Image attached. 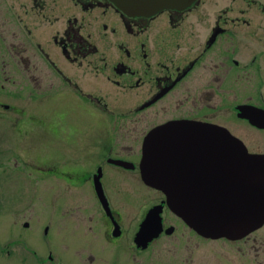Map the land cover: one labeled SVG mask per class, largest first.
<instances>
[{
    "label": "flooded vegetation",
    "instance_id": "obj_1",
    "mask_svg": "<svg viewBox=\"0 0 264 264\" xmlns=\"http://www.w3.org/2000/svg\"><path fill=\"white\" fill-rule=\"evenodd\" d=\"M169 126L199 134L166 135ZM0 131L1 167L20 177L0 205L22 229L2 259L200 264L202 241H225L242 246L240 264H264V225L206 240L141 171L151 152L156 175L181 181L167 152L194 150L178 154L188 181L216 180L219 168L231 195L264 212V0H188L141 14L116 0H0ZM216 134L222 152H201L216 148ZM154 209L161 231L139 242Z\"/></svg>",
    "mask_w": 264,
    "mask_h": 264
},
{
    "label": "water",
    "instance_id": "obj_2",
    "mask_svg": "<svg viewBox=\"0 0 264 264\" xmlns=\"http://www.w3.org/2000/svg\"><path fill=\"white\" fill-rule=\"evenodd\" d=\"M188 0H116L121 8L132 13H146L159 11L164 8H177L179 5ZM166 135L180 136H196L199 133H187L185 128H177L175 126L166 127L163 131ZM211 135H214L213 133ZM216 139L208 141L209 144H216V148L212 147L208 150H200L201 152H222L221 144L225 141L220 139L216 134ZM214 137V136H213ZM193 141H185L183 145H192ZM235 149V148H234ZM185 152H195L190 149H181L167 152V154H176L174 158L170 156L166 163L169 166H176V170L180 171L181 181L163 180L162 175H156L158 168L151 159V152L144 151V158L141 164L142 179L144 183L154 189L163 192L167 198V205L170 210L180 217L190 228L199 233L206 239L218 240H240L252 230L264 225V212L255 213L251 209V201L245 194L231 195V191L227 189L230 184L224 181L225 172L217 170L216 180L208 182H190L182 172L188 168V163L184 162L178 154ZM225 152V151H223ZM261 167H264V161L260 160ZM227 165V164H226ZM229 166V165H228ZM235 167V164H233ZM253 167L249 162V168ZM208 180L214 176L210 174ZM218 180V181H217ZM235 185V184H233ZM98 191L102 193V186L98 181ZM259 207L264 210V195L259 199ZM159 209L152 210L146 221L142 224L138 234L137 241L148 243L158 236L161 231V219Z\"/></svg>",
    "mask_w": 264,
    "mask_h": 264
},
{
    "label": "rangeland",
    "instance_id": "obj_3",
    "mask_svg": "<svg viewBox=\"0 0 264 264\" xmlns=\"http://www.w3.org/2000/svg\"><path fill=\"white\" fill-rule=\"evenodd\" d=\"M44 111H49L46 109V106H44ZM1 135V131H0ZM33 141H40L39 144H44V146H47L48 139L46 137H43L40 135H35L32 137ZM30 143V141H27ZM4 142L2 139H0V199L2 197H6V193L10 192H16V179L20 180L19 175L11 174L12 178L9 176H5V171L12 172V169H7L1 167V164L6 161V151L7 149L3 147ZM47 152V151H46ZM46 152H43L44 154ZM15 173V172H14ZM7 180H13V182L7 181ZM138 184V189L140 191L145 192L146 188L142 186L140 183ZM13 212H11L8 215L3 213L1 205H0V249L2 246L6 245L8 242H12L18 239L19 234L22 232V229L19 225H11V222L9 218H12L11 216ZM240 247L241 245H230L226 243L225 241H217V242H207L202 241L200 243V264H240ZM228 256L230 257L228 259ZM0 264H16L15 261H6L5 259L1 258L0 253Z\"/></svg>",
    "mask_w": 264,
    "mask_h": 264
},
{
    "label": "bare ground",
    "instance_id": "obj_4",
    "mask_svg": "<svg viewBox=\"0 0 264 264\" xmlns=\"http://www.w3.org/2000/svg\"><path fill=\"white\" fill-rule=\"evenodd\" d=\"M199 234V233H198ZM200 235V234H199ZM201 236V235H200ZM202 237V236H201ZM204 238V237H203ZM212 240V239H211ZM218 240H220V239H218ZM216 241V240H215Z\"/></svg>",
    "mask_w": 264,
    "mask_h": 264
}]
</instances>
